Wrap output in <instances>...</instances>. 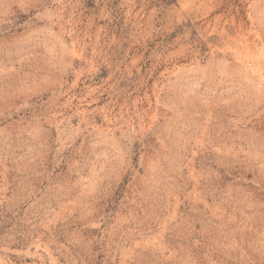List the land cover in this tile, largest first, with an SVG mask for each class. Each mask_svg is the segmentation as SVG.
Instances as JSON below:
<instances>
[{"label": "rangeland", "instance_id": "rangeland-1", "mask_svg": "<svg viewBox=\"0 0 264 264\" xmlns=\"http://www.w3.org/2000/svg\"><path fill=\"white\" fill-rule=\"evenodd\" d=\"M0 264H264V0H0Z\"/></svg>", "mask_w": 264, "mask_h": 264}]
</instances>
